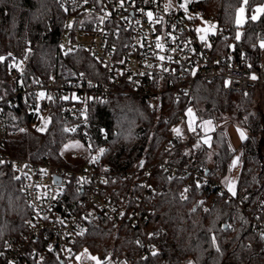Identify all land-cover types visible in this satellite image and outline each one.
Listing matches in <instances>:
<instances>
[{
	"label": "trees",
	"instance_id": "1",
	"mask_svg": "<svg viewBox=\"0 0 264 264\" xmlns=\"http://www.w3.org/2000/svg\"><path fill=\"white\" fill-rule=\"evenodd\" d=\"M241 2L204 0L203 7L206 16L228 27L229 37L220 42L225 51L235 58L246 56L249 62L258 64L262 57L264 13L255 20L251 13L255 4H263L264 0H249L248 18L240 30L236 11ZM63 23L64 12L57 0H0L1 94L9 93L18 77L27 82L51 79ZM70 58L87 77H99L102 73L100 65L89 55ZM13 63L22 66L18 77L10 70ZM260 92L264 89L228 92L223 80H200L188 106L194 109L199 121L216 123L231 118L246 129L247 135L240 145L242 165L235 198L229 199L228 192L218 195L213 208L204 212L199 203L202 188L198 184L186 186L180 175L171 177L166 169L154 166L150 178L154 189L150 227L162 228L161 235L150 238L147 247L137 240L141 230L130 226L115 229L100 217L78 239L72 256L88 248L103 260L112 257L127 264H264V237L255 229V218L264 223V209L257 205L264 193V109L258 104ZM180 109L172 96L167 98L162 114L134 96H116L92 106V121L101 124L109 135L101 142L109 146L105 153L108 166L115 171L132 169L140 158L149 165L159 160L179 166L205 165L211 176L222 183L236 155L226 131L215 129L210 145L203 141L201 131L188 139L174 131ZM9 121L15 132L8 143L12 155L67 164L60 152L72 136L66 131L68 120L60 109L52 112L45 131L41 130L38 115L23 106L10 113ZM119 184L122 188L129 186ZM247 195L248 212L238 203ZM33 217L22 182L12 167L1 166L0 257L7 240L23 235ZM33 264H65V260L50 251L42 261Z\"/></svg>",
	"mask_w": 264,
	"mask_h": 264
},
{
	"label": "built area",
	"instance_id": "2",
	"mask_svg": "<svg viewBox=\"0 0 264 264\" xmlns=\"http://www.w3.org/2000/svg\"><path fill=\"white\" fill-rule=\"evenodd\" d=\"M57 1L64 23L51 79L27 82L11 65L12 75L18 78L9 93H0V167H12L34 212L27 231L7 240L0 264H33L50 251L64 260L71 258L78 239L100 217L115 229L130 226L141 230L137 240L148 247L150 238L162 233V228L150 227L154 166L166 169L171 177L180 175L186 186L198 184L204 212L213 208L218 195L228 192L229 199L235 198L205 165L179 166L163 160L149 165L140 158L132 169L112 170L105 158L109 146L101 145L109 135L92 121V106L116 96H134L162 114L172 96L181 106L175 121L178 126L186 121L197 81L223 80L228 92L264 89V48L258 64L246 56L235 58L220 45L230 35L228 27L220 24L210 44L200 39L198 18L214 19L206 16L204 0L187 5L184 0ZM78 54L89 55L100 65L99 77L78 71L70 58ZM22 106L38 115L40 126L60 109L68 120L66 131L91 150L90 155L72 154L85 162L58 164L12 155L8 143L15 132L9 115ZM119 183L129 186L122 188ZM247 200L248 195L238 199L246 212L250 211ZM257 205L264 209V193ZM255 229L264 237V223L257 218Z\"/></svg>",
	"mask_w": 264,
	"mask_h": 264
},
{
	"label": "rangeland",
	"instance_id": "3",
	"mask_svg": "<svg viewBox=\"0 0 264 264\" xmlns=\"http://www.w3.org/2000/svg\"><path fill=\"white\" fill-rule=\"evenodd\" d=\"M194 0H184L185 5L190 3ZM248 3L245 2V0H242L241 4L238 6L236 11V24L238 28L241 30L243 26L245 25L247 18H248ZM264 7V3L260 4L257 3L254 6V9L251 13V17L255 15L257 18L262 13H257L255 10L257 8ZM241 9H243V12H241ZM218 26V22L215 19H204V18H198L196 21V31L198 36L201 40L207 42L210 44L211 35H213L216 32ZM264 43V40L261 41V44ZM264 47H262L263 49ZM13 66H15L17 69H21V64L13 63ZM259 106L264 109V92L259 93V100H258ZM190 110V111H189ZM186 121L182 123V125L175 126V130H178L176 132H180L183 134V136L188 137L192 134L201 132L206 133H212L215 129L221 128L226 131L227 136L229 137L232 144V147L237 152L234 160L232 161V164L229 167L228 173L224 176V181L227 184L230 180V176L228 175L230 172V168L232 171H237V169L240 166V143L243 139V137L247 134V131L245 128H243L237 121L231 118H227L224 120H220L218 122L213 121H199L198 117L196 115V112L194 109L190 106L187 108L185 113ZM210 122V123H209ZM49 125V119H45L44 123L41 126L42 131H45ZM77 152L78 154H86L90 155L91 150L90 148L82 141L78 139H74L73 137L66 141L61 149V155L63 158L67 161V164H83L85 162L82 158H75L73 157V153ZM196 166V165H192ZM65 264H127L124 261H118L114 260L112 257L107 258L106 260L101 259L98 254L91 252L88 248L82 249L80 252L72 256L71 258H67L65 260Z\"/></svg>",
	"mask_w": 264,
	"mask_h": 264
},
{
	"label": "crops",
	"instance_id": "4",
	"mask_svg": "<svg viewBox=\"0 0 264 264\" xmlns=\"http://www.w3.org/2000/svg\"><path fill=\"white\" fill-rule=\"evenodd\" d=\"M204 134L203 136V141L210 145L211 144V139H212V133H206V132H202ZM247 135V134H246ZM246 135L243 137L241 143L243 142V140L245 139ZM229 138V137H228ZM230 144H231V141L230 140ZM240 143V144H241ZM232 146V144H231ZM233 148V147H232ZM234 149V148H233ZM235 150V149H234ZM237 153V152H236ZM235 157V156H234ZM234 160V158L232 159V161ZM240 160H241V153H240ZM232 161H231V164H232ZM230 164V165H231ZM241 165L242 163L240 162V166L239 168L237 169V171H232V169L230 168V172H229V176H230V180L229 182L226 184L225 181L223 180L224 177L222 178V184L228 189V191H230L229 189H231V193L234 194V192L236 191V186H237V181H238V177H239V174H240V170H241Z\"/></svg>",
	"mask_w": 264,
	"mask_h": 264
},
{
	"label": "snow or ice",
	"instance_id": "5",
	"mask_svg": "<svg viewBox=\"0 0 264 264\" xmlns=\"http://www.w3.org/2000/svg\"><path fill=\"white\" fill-rule=\"evenodd\" d=\"M245 2H247V0H245ZM257 13H264V7H262V8H257L256 10H255ZM241 12H243V9H241ZM148 15L149 16H151L152 14L151 13H148ZM257 17L255 16V15H253L252 17H251V19H253V20H255ZM239 38V36H237V39ZM159 46V45H158ZM261 47H264V43H262L261 44ZM0 59H3V58H0ZM252 79H256V77L255 76H253L252 77ZM190 111V110H189ZM210 123V122H209ZM42 130V129H41ZM174 131H178V130H175L174 129ZM103 150H101V152H102ZM230 191H231V189H229Z\"/></svg>",
	"mask_w": 264,
	"mask_h": 264
}]
</instances>
